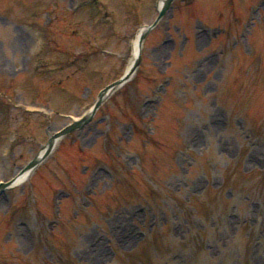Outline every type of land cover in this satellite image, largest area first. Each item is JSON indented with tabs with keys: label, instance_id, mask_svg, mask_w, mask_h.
Here are the masks:
<instances>
[{
	"label": "rangeland",
	"instance_id": "obj_1",
	"mask_svg": "<svg viewBox=\"0 0 264 264\" xmlns=\"http://www.w3.org/2000/svg\"><path fill=\"white\" fill-rule=\"evenodd\" d=\"M157 2L0 0V182L125 72ZM0 264H264V0H173L0 194Z\"/></svg>",
	"mask_w": 264,
	"mask_h": 264
},
{
	"label": "water",
	"instance_id": "obj_2",
	"mask_svg": "<svg viewBox=\"0 0 264 264\" xmlns=\"http://www.w3.org/2000/svg\"><path fill=\"white\" fill-rule=\"evenodd\" d=\"M171 2H172V0H164L163 6L159 10L158 16L156 17L154 22L151 25L146 26L144 28V30L140 34V38H139V45L140 46H141L144 38L146 37L148 31L150 29H152L158 23V21L163 17V15L167 11ZM139 61H140V49L138 51L137 57L135 58L132 66L130 67V69L128 71H126L120 79H118L117 81L107 85L104 89H102L99 92L98 99L96 100L95 104L93 105L92 109L88 112V114L80 117L78 120L73 121L71 124L65 126L59 132H57L53 136H51L49 141H48V144L46 146V150L43 152V154L40 156V158L38 157V158L33 159L31 162H29V164L26 166V168L36 167L39 164L40 160L45 158L50 153L51 149L53 148V144H54L55 139L71 132L72 130H74L76 128L81 127L83 124L88 122L93 117L95 111L100 107V105L103 103V101L107 98V96L111 92L118 89L123 83H125L130 78V76L135 72L137 66L139 65ZM8 184H9V182L6 184L1 183L0 188L3 189Z\"/></svg>",
	"mask_w": 264,
	"mask_h": 264
},
{
	"label": "bare ground",
	"instance_id": "obj_3",
	"mask_svg": "<svg viewBox=\"0 0 264 264\" xmlns=\"http://www.w3.org/2000/svg\"><path fill=\"white\" fill-rule=\"evenodd\" d=\"M163 2H164V0H158L157 6L160 7ZM143 29H144V27L139 28V30L133 36V38H132V40L130 42V46H131V57H130V61H129V64L127 66V69H129L131 67V65H132V63H133V61H134V59H135V57L137 55V52L139 50V36H140V33L142 32ZM42 152L43 151H41V153ZM41 153H40V155H41ZM20 172H18L15 175L14 179L12 180V185L13 186H17V185H20V184L24 183L25 180H26V178L31 174V168L30 169H26V170H24L21 173Z\"/></svg>",
	"mask_w": 264,
	"mask_h": 264
}]
</instances>
